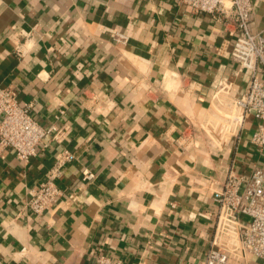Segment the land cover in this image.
Masks as SVG:
<instances>
[{
  "label": "crops",
  "instance_id": "1",
  "mask_svg": "<svg viewBox=\"0 0 264 264\" xmlns=\"http://www.w3.org/2000/svg\"><path fill=\"white\" fill-rule=\"evenodd\" d=\"M253 1L250 26L262 30L264 0ZM225 38L210 14L178 0H0V86L34 100L44 127L67 129L27 165L11 148L0 156V264H97L101 255L204 264L226 173L264 167L250 143L253 118L222 153L181 139L214 109V80L226 75L234 96L245 91L246 75L219 55ZM94 97L103 103L91 110ZM63 148L75 156L58 180L63 194L36 217L30 192ZM85 169L96 178L83 180Z\"/></svg>",
  "mask_w": 264,
  "mask_h": 264
},
{
  "label": "built area",
  "instance_id": "2",
  "mask_svg": "<svg viewBox=\"0 0 264 264\" xmlns=\"http://www.w3.org/2000/svg\"><path fill=\"white\" fill-rule=\"evenodd\" d=\"M178 3L190 7L194 14H210L224 26L226 38L219 55L238 66L235 76L245 74L247 77L245 91L240 96L233 95L234 81L228 76L221 75L213 81L211 104L214 109L206 119L190 123L188 132L181 137L183 144L204 146L205 150L222 153L240 138L246 122L253 118L250 143L264 155V29H251L254 1L178 0ZM114 40L123 45L129 38L117 32ZM14 53L23 59L21 45ZM92 101L93 105H85L91 110L103 103L98 97ZM34 105V100L21 101L14 86H0V156L4 149L11 148L17 160L27 165L37 155L38 148L46 146L48 136L59 142L65 134V127L53 124L46 128L36 121L32 116ZM65 114L66 110L61 108L55 119ZM74 160V154L65 148L57 153L46 180L30 192L26 208L31 214L42 217L57 204L63 194L58 180ZM95 178L94 173L83 170V180ZM214 201L216 228L204 264H251L253 259L264 264V167L255 164L249 174L228 170L220 189L214 193ZM25 251L24 248L22 252ZM97 264L126 263L101 255Z\"/></svg>",
  "mask_w": 264,
  "mask_h": 264
}]
</instances>
